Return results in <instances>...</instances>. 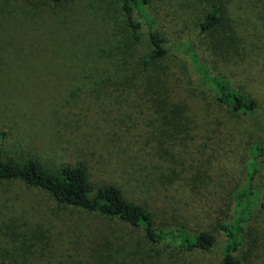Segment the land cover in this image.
Wrapping results in <instances>:
<instances>
[{
	"label": "rangeland",
	"instance_id": "1",
	"mask_svg": "<svg viewBox=\"0 0 264 264\" xmlns=\"http://www.w3.org/2000/svg\"><path fill=\"white\" fill-rule=\"evenodd\" d=\"M211 9L218 24L200 34ZM148 11L166 47L188 43L258 114L219 105L178 51L143 72L150 46L133 41L120 0H0V153L51 171L83 166L90 183L115 184L157 230L210 233L218 247L185 253L155 244L141 228L5 180L0 262L220 264L217 224L243 184L251 137L264 138V0H149ZM255 192L264 200V162ZM240 259L264 264L261 206Z\"/></svg>",
	"mask_w": 264,
	"mask_h": 264
},
{
	"label": "trees",
	"instance_id": "2",
	"mask_svg": "<svg viewBox=\"0 0 264 264\" xmlns=\"http://www.w3.org/2000/svg\"><path fill=\"white\" fill-rule=\"evenodd\" d=\"M45 1L58 5L68 0ZM120 3L133 41L141 43L146 39L150 46L148 54L140 60L143 72L166 58L171 51H178L188 59L196 86L206 88L219 105L245 118L258 114V104L233 89L223 77L213 75L188 43L178 44L172 49L165 46L164 38L156 32V20L148 11L149 0H120ZM218 21L216 10L211 9L200 24V34L214 28ZM82 66V69L92 71ZM263 162L264 138L251 137V152L246 160L243 184L235 190L230 200L231 213L217 224V230L224 238L220 264H241L244 231L256 208H264V200L259 201L255 192V182L262 173ZM5 180H19L27 187L43 190L59 204L117 218L141 228L149 241L155 244L169 243L185 253L210 252L218 247L217 238L210 233H191L183 228L157 230L150 214L127 201L115 184L96 186L90 183L86 169L80 165H62L56 171H51L34 158L18 164L0 153V181ZM0 264L7 263L2 261Z\"/></svg>",
	"mask_w": 264,
	"mask_h": 264
}]
</instances>
